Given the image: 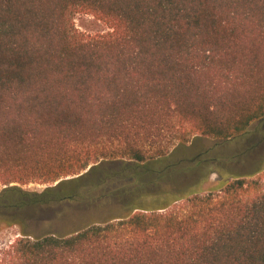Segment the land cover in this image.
Returning <instances> with one entry per match:
<instances>
[{"label": "trees", "instance_id": "1", "mask_svg": "<svg viewBox=\"0 0 264 264\" xmlns=\"http://www.w3.org/2000/svg\"><path fill=\"white\" fill-rule=\"evenodd\" d=\"M263 119L264 0H0V226L21 229L0 264H264V170L64 233L39 224L110 163Z\"/></svg>", "mask_w": 264, "mask_h": 264}, {"label": "rangeland", "instance_id": "2", "mask_svg": "<svg viewBox=\"0 0 264 264\" xmlns=\"http://www.w3.org/2000/svg\"><path fill=\"white\" fill-rule=\"evenodd\" d=\"M76 23L90 33L105 30L103 24L89 16L77 17ZM107 169L99 184L82 188L85 199L56 205L46 212L44 215H50V225L35 223L64 233L129 215L130 205L154 206L168 193L207 192L221 180L261 172L264 170V119L253 123L245 135L232 140L200 138L169 157L145 163L141 168L110 163ZM48 187L31 184L22 188L43 192ZM20 232L18 226H0V249L19 237Z\"/></svg>", "mask_w": 264, "mask_h": 264}, {"label": "water", "instance_id": "3", "mask_svg": "<svg viewBox=\"0 0 264 264\" xmlns=\"http://www.w3.org/2000/svg\"><path fill=\"white\" fill-rule=\"evenodd\" d=\"M92 169V167H90L85 173L89 172ZM60 182L56 183V185H58Z\"/></svg>", "mask_w": 264, "mask_h": 264}]
</instances>
